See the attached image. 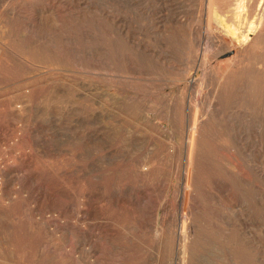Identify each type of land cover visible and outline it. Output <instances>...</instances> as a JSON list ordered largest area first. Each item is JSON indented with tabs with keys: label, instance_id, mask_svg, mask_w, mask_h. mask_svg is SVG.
Masks as SVG:
<instances>
[{
	"label": "rangeland",
	"instance_id": "rangeland-1",
	"mask_svg": "<svg viewBox=\"0 0 264 264\" xmlns=\"http://www.w3.org/2000/svg\"><path fill=\"white\" fill-rule=\"evenodd\" d=\"M233 1L0 0V264H264V38Z\"/></svg>",
	"mask_w": 264,
	"mask_h": 264
},
{
	"label": "bare ground",
	"instance_id": "bare-ground-1",
	"mask_svg": "<svg viewBox=\"0 0 264 264\" xmlns=\"http://www.w3.org/2000/svg\"><path fill=\"white\" fill-rule=\"evenodd\" d=\"M231 4H232V7L229 9L228 14H223V17L221 16L222 17L221 20H223V22H226L224 27L226 28L227 32L231 35L232 39L233 38L235 40L238 39L240 44L245 45V44H254L257 40L264 38V0H234L233 2H231ZM235 20L239 21L240 23H243L242 29H240L239 27L234 25ZM227 21H228V23H227ZM196 112H197V108L194 111L193 120L198 119V115H196ZM195 124H196L195 127H197V130L199 132L203 133V131H205L207 133H210L208 131V129H203L201 119H199ZM193 133H194V131H193ZM193 133L188 135V140L194 142V146L192 145L193 149H194V147H196V145L198 144V139H196V132L194 134ZM189 151H190V148H189ZM191 154H192V150H191ZM192 158L194 159V155ZM190 164H191V162H190ZM197 172H198L197 166H194V171L192 173H190L189 171H188V173H187V171L185 172V185L183 187V192L188 193L189 187H192V186H195V187H193L192 189H194V190H191L190 192H195L199 189V187H201L198 184L192 183L193 182L192 179L197 175ZM184 196H185V194H182V196H181V201H180L181 207H183V205H184L183 199H182ZM192 200L194 201V199H192ZM218 203L220 205H223L222 201H219ZM187 204L189 205V203H187ZM187 204L185 203L186 207H188ZM197 204H199V203H196V205ZM193 207H194L193 204H191V206L189 208H187L189 210V212L192 211ZM198 208H199V205H198ZM198 208L196 209V211L198 210ZM194 212L192 213L193 217L191 218V221L189 220L191 226L193 227L192 228L193 234L189 233V231L187 229L188 228L187 225H186L187 226V228H186L187 233H185L186 230H184V232H181V228H180V232L178 233L180 245H182V246L188 245L187 246L188 248L190 245V251H189L188 255H190V252L192 253L193 248L199 243V239H201V236H202L201 235V229H202V227H207L206 222H208V220H209L206 215L203 216V213L201 215L199 213V210L196 213H194ZM201 212H202V210H201ZM188 217H189V215H188ZM184 256L182 258H184ZM184 261H185V259H184ZM185 262H187V260Z\"/></svg>",
	"mask_w": 264,
	"mask_h": 264
}]
</instances>
